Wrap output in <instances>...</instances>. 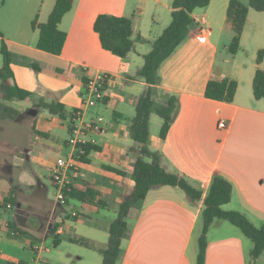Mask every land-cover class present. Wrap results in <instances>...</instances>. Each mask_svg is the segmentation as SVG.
Segmentation results:
<instances>
[{"label": "crops", "instance_id": "0c3cea01", "mask_svg": "<svg viewBox=\"0 0 264 264\" xmlns=\"http://www.w3.org/2000/svg\"><path fill=\"white\" fill-rule=\"evenodd\" d=\"M55 1L43 0L37 10H26L27 17L35 18L36 24L45 23ZM172 1L140 0L128 5L126 0H106L103 9L92 10L88 0H73L72 9L58 25L66 34L60 55L38 50L37 38L6 40L11 53L13 83L30 92L31 96L17 105L14 101L18 100L0 101L16 111L12 118H2L0 122L21 125L29 120L35 148L32 152L24 144L18 145L22 144L20 138L23 137L13 136L7 143L0 139V208L7 209L11 205L20 212L37 213L38 217L33 216L25 223L30 227L28 229L11 220H0V264H30L33 242L46 238L40 229L49 212L52 225H58L54 232L58 244L54 246L52 241L53 248L59 246L61 236H65L68 243H71L70 238H84L96 246V249L85 247L88 252L80 255L58 253L59 263L102 264L100 249L107 243L108 226L116 217L120 196L133 186L134 154L131 149L136 144L129 128L136 99L147 87L136 74L153 41L171 22ZM4 3L5 0H0V13ZM228 3L229 0H210L207 7L192 12L195 25L160 65L153 96L159 105L165 103L164 94L176 96L178 112L164 139L159 137L162 120L154 112L148 122V149L161 156L165 172L181 176L201 189V200L191 203L185 193L175 187L151 189L141 208L132 211L127 219L128 232L121 241V255L116 264H196L203 201L214 176L224 178L231 185L230 201L223 206L227 211L241 213L255 227L264 225V98L255 100L252 94L255 71H264V56L260 65L255 62L257 52H264V32L250 33L249 49H246L243 28L239 50L247 52L244 60H238L239 51L230 54L232 58L224 54L228 51L226 42L233 38V32L225 28ZM100 14L131 18L133 35H140L143 40L135 43L126 58L99 47L92 27ZM150 14L148 22L146 19ZM88 22L91 32H88ZM198 32L207 34L205 42L199 41ZM90 70L105 72L111 78L105 87L104 100L89 113L103 116L102 109L109 108L112 115L105 124L101 123V132L95 135L98 151L89 153L85 163L76 161L75 172L69 173V182L70 186L80 189L90 186L97 194L96 199L86 206L76 200L79 209L62 216L57 209L44 210L40 195L34 193L35 187L30 185L27 187L32 192L24 202L27 209H23L18 194L23 193L33 166L49 171L48 178L55 189L50 180L51 168L58 158L66 157L71 151L70 148L61 157V152L69 147L68 139L60 137L61 129L66 126L69 136L72 112L80 106ZM210 79L237 83L231 103L204 97ZM41 103L60 104L63 108L61 116L49 113L40 106ZM152 115L158 117L153 118V132L150 130ZM220 122H224V128H219ZM3 130L0 126V133ZM13 175L15 183L10 179ZM9 197L13 203L4 204L5 198ZM71 200L67 199L64 206ZM97 201L104 202V207H99ZM215 221L206 237L205 264H249L252 244L237 228L225 224L219 226ZM23 238L28 242L22 251L28 253L29 260L8 259L21 251L12 240ZM263 257L264 252L256 264H260ZM45 260L49 264L48 259Z\"/></svg>", "mask_w": 264, "mask_h": 264}, {"label": "trees", "instance_id": "16d2710c", "mask_svg": "<svg viewBox=\"0 0 264 264\" xmlns=\"http://www.w3.org/2000/svg\"><path fill=\"white\" fill-rule=\"evenodd\" d=\"M210 0H173L171 4V22L161 35L157 37L150 51L144 56V64L137 72L136 77L143 80L147 87L145 91L136 99L134 106V117L130 124V136L136 146L131 149L134 154L132 164L133 186L127 193L120 196L117 206L116 217L108 226V240L103 249H100L102 264H116L121 255V241L128 232L127 219L132 211H138L147 195L154 188L170 186L179 188L187 196L189 202L194 203L201 200L202 191L193 186L185 178L176 174L165 172L161 166V156L157 152H151L147 145L149 139L148 122L149 116L154 112L161 120L159 137L164 139L174 121L179 108L176 96L164 94L165 103L157 104L153 96L156 92L155 86L158 84L157 71L160 65L175 51V49L185 40L190 29L195 22L191 14L196 9L208 6ZM73 6V0H56L47 21L42 24L32 22V28L37 30L36 48L38 50L60 55L66 34L58 27L61 19ZM249 9L256 12H264V0H248V6L243 5L238 0H229L226 10L225 28L231 30L234 36L228 46L231 55L239 51L240 37L247 19ZM93 31L97 35L99 47L111 54L126 58L133 50L135 43L142 41L140 35H133L132 20L127 17L98 15L93 22ZM1 38V34H0ZM0 55L2 66L0 68V93L4 101H23L31 96L30 92L18 88L13 83L11 70V53L6 44L1 40ZM264 52L259 50L256 54V64L260 65ZM237 83L233 80L210 79L204 90L206 99L231 103L234 99ZM252 94L255 100L264 98V71L257 69L252 79ZM51 114L61 116L62 106L57 103H41ZM15 110L0 103V119L12 118ZM43 135V134H40ZM83 154H77L79 163L87 162L86 157L92 151H98L97 145H86ZM230 183L220 176H214L211 180L208 193L204 198V209L202 212V229L198 238V254L196 264H205V253L207 248V233L209 227L215 220L226 221L238 228L240 232L251 241L250 252L251 261L249 264H256L257 259L264 252V225L255 227L241 213L236 211H224L222 206L229 203L231 198ZM68 200H77L83 206L93 203L97 194L87 186L85 189L70 186L69 191H64ZM4 204L13 203V199L5 198ZM99 207H104V202L97 201ZM57 224L52 225V233L57 229ZM14 228L13 225H11ZM18 232V231H17ZM69 242L79 244L84 247L96 249L94 243L84 238H70ZM58 244L55 236L53 245ZM6 264H27L25 262H8Z\"/></svg>", "mask_w": 264, "mask_h": 264}, {"label": "rangeland", "instance_id": "374dc122", "mask_svg": "<svg viewBox=\"0 0 264 264\" xmlns=\"http://www.w3.org/2000/svg\"><path fill=\"white\" fill-rule=\"evenodd\" d=\"M2 1V0H1ZM140 0H126L125 4H137L139 3ZM239 2H241L243 5L248 6V0H238ZM43 0H5L4 6L1 7V13H0V34H1V38H0V46H1V40H3L5 42V44L7 45V41L10 40H17V41H24L25 39H34L36 40L37 38V30L32 28V22L35 21V18H28L27 17V11L30 10H37L40 5L42 4ZM106 3V0H88V6L91 7V9L93 10H98V9H103V5ZM27 10V11H26ZM26 11V12H25ZM147 18V17H146ZM148 22L151 20V14L148 15V18L146 19ZM86 21V20H84ZM90 23L88 22V32H91L90 30ZM244 40H243V44L244 46H246V49H249V40L251 38V34L252 32H264V12H256L252 9H249V15H248V21L246 23V27H244ZM258 30H257V29ZM232 32V31H230ZM234 36V33H233ZM229 39V37H228ZM228 44V46L231 43V40H228V42H226ZM8 46V45H7ZM229 51H224V54H228V56L230 58L231 55L230 53H228ZM247 52H243L242 50H239L238 53V60H244L245 56H246ZM2 66V59H1V55H0V68ZM2 97H1V93H0V101H2ZM16 103V105L19 103V101H14V104ZM14 107V106H13ZM104 111V115L103 116H97L95 114H91L89 113L91 111L88 110V114L86 115V120H89L91 118H96V119H101L102 123L105 124L107 122V120L111 117L112 112L111 110L108 108V110L102 109ZM135 112V111H134ZM135 114V113H134ZM153 118H158L156 117V115H152V120H151V126H150V130L153 132ZM30 121L26 120L25 123H22L21 125H16L15 123H1L0 122V126L3 127V132L0 133V139L2 138L4 140L5 143L9 142L11 140V138L13 136H17V137H23L20 138L22 140V144H18V145H22L23 144L27 147H29V149L33 152V148H35V144L33 142L32 137L30 136ZM10 130V131H9ZM10 132V133H9ZM16 132H18L17 134H15ZM12 134V135H11ZM61 138L64 139H69V136L66 132V126H63V128L61 129V134H60ZM2 140V141H3ZM18 140V138H17ZM12 149H16V147H12ZM70 151V147H67V149L63 150L61 152V157H63L64 155H66L67 152ZM53 161V160H52ZM54 166V165H53ZM9 167V166H8ZM10 168V167H9ZM33 171L31 172L32 175H30L25 181H26V187L32 185L33 187H35V189H33V192L36 194H39L41 197V203H42V207L44 210L47 211H52L53 210H58V212L62 215V216H67V215H71L73 212H75V210L79 209V203L76 200H71L68 203V206H64V205H60L57 204V202L55 201V189H53L52 185L50 184L48 175H49V171L43 169L42 167L39 166H33ZM53 168V167H52ZM51 168V169H52ZM13 171H15L16 173V169L13 168ZM11 180L14 181V183L16 182V178L15 176H11L10 177ZM24 181V182H25ZM23 188V193L22 194H18V198L19 201L21 202V204L23 205V209H27L25 207H27L24 202H26L27 198L30 196V192H32L28 187ZM22 190V188H20ZM28 196V197H26ZM222 210L227 211L226 207L222 206ZM12 213H14V216H11ZM46 216H44L45 218H43V223H41V229L40 231L42 233H44V235L46 236L45 239L41 238L39 241H34L33 245L31 247H33L35 244H42L44 247L48 248V252H43L42 253V257L44 258V260L47 258L49 261V264H61L59 263V261H61L59 259V255H57L58 253H65V254H70V255H80L81 252H88L84 246H81L79 244H73V243H68L65 240V236H61L60 238V244L59 246H57V248H53L52 245V241L55 238V234L52 233V223L53 221H51V212L45 214ZM38 217L37 213H27V212H20L17 211L15 209V206H7V209H1L0 208V220H11L13 222H15L18 226L20 227H24L26 229L30 228L27 224H25L26 222L29 221V219H33L34 217ZM216 224H218L219 226L221 224H225V226H229L230 228H236L234 226H232L231 224H229L226 221H215ZM257 227V226H256ZM217 228V227H214ZM258 228V227H257ZM238 229V228H237ZM239 230V229H238ZM200 230L199 228L197 229V233H199ZM44 236V237H45ZM27 238H23V239H13L12 240V244L16 247L21 249V251L17 252V254H13V256H8V259H10V257L12 258H17V259H23L25 261L29 260L28 257V253L26 251H22V248L26 245L27 243ZM248 242L250 244L251 241L248 239ZM28 250H30L29 247H27ZM32 250V248H31ZM89 252H93V251H89ZM94 254H96L94 252ZM10 255V254H9ZM97 256V255H96ZM46 261V260H45ZM250 261H251V256H250ZM47 264V263H46ZM260 264H264V257L262 259V261L260 262Z\"/></svg>", "mask_w": 264, "mask_h": 264}, {"label": "built area", "instance_id": "2783aa9c", "mask_svg": "<svg viewBox=\"0 0 264 264\" xmlns=\"http://www.w3.org/2000/svg\"><path fill=\"white\" fill-rule=\"evenodd\" d=\"M199 41L205 42L207 34L198 32ZM87 70V69H86ZM111 76L105 72L90 70L84 83V91L81 103L72 112L69 125V139L67 145L71 148L70 153L63 158H58L51 170L50 180L55 188V201L57 204L64 205L66 197L64 191H69V173L75 172L77 154H83V147L86 145H97L96 134L101 132L102 120L91 118L86 120L85 114L88 110L104 100V91ZM219 128H224V122L219 123ZM48 250L42 244H35L32 247V260L30 264H46L42 253Z\"/></svg>", "mask_w": 264, "mask_h": 264}]
</instances>
